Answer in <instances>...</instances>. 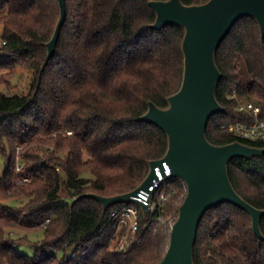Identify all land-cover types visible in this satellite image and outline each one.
Wrapping results in <instances>:
<instances>
[{
    "label": "trees",
    "instance_id": "obj_1",
    "mask_svg": "<svg viewBox=\"0 0 264 264\" xmlns=\"http://www.w3.org/2000/svg\"><path fill=\"white\" fill-rule=\"evenodd\" d=\"M150 1L66 0V20L49 61L47 42L60 17L59 0L1 2L0 52L9 57L0 62L7 71L3 81L10 83L18 66L31 71V80L26 92H0V188H12L0 193V264H157L164 257L169 228L142 216L141 242L118 252L111 211L128 202L105 207L89 195L134 190L150 161L168 149L167 133L138 117L150 101L168 107V97L180 89L185 28H154ZM215 60L221 71L216 97L224 111L210 116L207 138L264 148V141L240 139L222 128L244 119L234 91L240 99H259L264 108V37L255 17L235 22ZM2 157L8 158L5 168ZM228 172L238 193L264 209V151L232 157ZM15 178L30 181L13 187ZM165 186L170 194L165 212L176 216L186 184L170 177ZM260 228L264 235V215ZM39 230L41 238L30 237ZM21 245L34 253L22 252ZM193 257L195 264H264V239L246 210L222 201L206 211Z\"/></svg>",
    "mask_w": 264,
    "mask_h": 264
},
{
    "label": "water",
    "instance_id": "obj_2",
    "mask_svg": "<svg viewBox=\"0 0 264 264\" xmlns=\"http://www.w3.org/2000/svg\"><path fill=\"white\" fill-rule=\"evenodd\" d=\"M60 17L51 39L47 42V60L53 56L67 16L66 0H59ZM156 11L153 27L166 24L184 26L182 42L184 77L180 89L168 97L169 106L162 108L154 101L138 117L159 125L168 135L169 144L164 156L150 161L146 178L134 190L112 196L96 193L105 207L117 202L139 201L135 196L141 188L147 189L157 177L160 167L166 178L178 177L184 181L187 194L179 206L172 226L168 249L157 264H195L194 247L200 223L206 211L222 201H229L246 210L252 218L253 229L264 239L260 219L264 209L246 200L234 188L228 172L229 160L237 155L252 156L263 147L239 140L226 144L212 143L206 136L210 116L224 111L216 97V85L221 71L215 60L218 45L235 22L245 15L258 21L264 37V0H207L200 4H185L182 0H151ZM170 173L166 174L163 163ZM145 214L148 206L140 202Z\"/></svg>",
    "mask_w": 264,
    "mask_h": 264
},
{
    "label": "built area",
    "instance_id": "obj_3",
    "mask_svg": "<svg viewBox=\"0 0 264 264\" xmlns=\"http://www.w3.org/2000/svg\"><path fill=\"white\" fill-rule=\"evenodd\" d=\"M232 97L236 98L237 110L243 113L244 119L224 123L222 128L233 132L240 139L263 142L264 108L262 102L255 97L240 99L236 91L232 93ZM67 134L71 135V130H68ZM163 166L166 174H169L167 162H164ZM155 171L157 177L152 180L151 185L147 189L141 188L138 196H135L139 201L128 202L111 211V219L115 222L116 235L118 236L116 247L118 252H127L141 242L142 216H148L149 222L154 221L169 228L171 233L178 214L175 216L165 212L166 203L170 197L165 186L169 178L163 175L159 166L155 168ZM27 180L28 178L25 179V181ZM140 202L148 206V214H145ZM148 224H145L144 228H147Z\"/></svg>",
    "mask_w": 264,
    "mask_h": 264
},
{
    "label": "rangeland",
    "instance_id": "obj_4",
    "mask_svg": "<svg viewBox=\"0 0 264 264\" xmlns=\"http://www.w3.org/2000/svg\"><path fill=\"white\" fill-rule=\"evenodd\" d=\"M3 0H0V6H1V2ZM3 11H1V8H0V15ZM3 34H4V29H3V25L0 24V48L2 46V42H3ZM9 57L0 52V62L2 61H6L8 60ZM4 72H7L6 69H0V92H6V93H23V92H26L28 87H29V84H30V78H31V71L26 69V68H23V67H16L13 69V76L9 79L10 83H7V82H4L3 80L6 79V76H4V79L2 78V74ZM9 84V85H8ZM57 133L54 132L51 134L52 137L56 136ZM17 153L19 152V150L21 149L20 146H17ZM49 149L52 151L53 150V146H49ZM2 160V164L4 166V168L6 167V164H7V161H8V158H4L2 157L1 158ZM20 156H19V153H18V156H17V164H16V172H20L21 170V166H20ZM26 178L22 179L21 178H15L13 180V187H16L18 186L19 184L23 183V182H28L30 181V179H28L27 181H25ZM24 180V181H23ZM12 189V188H11ZM11 189H1L0 188V193H5V194H8L10 193ZM16 233H19V231H15ZM43 235V231L42 230H39L38 232L36 233H31L30 234V237H32L33 239L36 238H41ZM18 248L20 250H22V252H25V253H29V254H33L34 253V248L32 246H18Z\"/></svg>",
    "mask_w": 264,
    "mask_h": 264
}]
</instances>
